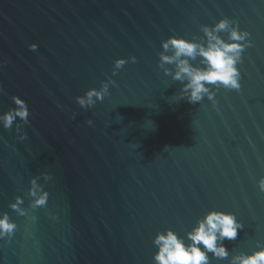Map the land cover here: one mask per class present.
I'll return each instance as SVG.
<instances>
[{
  "label": "water",
  "instance_id": "water-1",
  "mask_svg": "<svg viewBox=\"0 0 264 264\" xmlns=\"http://www.w3.org/2000/svg\"><path fill=\"white\" fill-rule=\"evenodd\" d=\"M222 19L225 42L237 25L250 33L241 88L209 86L191 105L175 64L160 66L173 55L162 43L206 46L203 29ZM109 77L110 95L82 110L75 98ZM0 85V115L13 95L31 112L0 122V218L16 226L0 264H154L158 233L190 243L210 211L244 225L210 264L264 247V0H0Z\"/></svg>",
  "mask_w": 264,
  "mask_h": 264
},
{
  "label": "clouds",
  "instance_id": "clouds-1",
  "mask_svg": "<svg viewBox=\"0 0 264 264\" xmlns=\"http://www.w3.org/2000/svg\"><path fill=\"white\" fill-rule=\"evenodd\" d=\"M230 28V22L226 19L220 20L214 27L203 29L207 44H198L176 37H169L162 43V47L167 52L173 51V55L161 54L160 66L163 64H175L176 71L173 79L181 81L184 85L183 93L186 96L181 97L185 102L195 105L201 102L205 95L212 99L210 87L221 85L230 90H240L241 73L237 68L238 62L242 59L245 51L244 42L249 40L250 33L241 32L239 27L232 28L229 40L232 43L225 42L218 33L227 31ZM249 46L251 43L249 41ZM30 50L36 51L37 44L29 45ZM197 57L201 59L202 67L193 66L190 61ZM129 62L136 63V57L129 59H116L114 61L113 75L124 68ZM166 71L165 75H170ZM116 81L110 77L106 81H101V87L91 88L84 95L77 96L75 102L82 110L93 109L97 102H103L105 97L110 95V85H115ZM4 88L0 85V92ZM12 103L16 106L10 108L3 115H0V122L6 129H11L13 123L19 117L24 123L30 124L29 116L31 112L26 100L19 96H12ZM75 116H73V119ZM89 125L92 121L87 122ZM24 138H27L26 136ZM258 187L264 191V178L258 181ZM32 195H36L33 191ZM48 194L43 193L35 201L37 206H44L47 203ZM15 209L17 205H12ZM15 224L9 222V217L5 214L0 218V236L11 234L15 230ZM244 229V225L232 213L223 211H210L200 220L190 232L187 233L186 243L184 238L178 236L172 230L166 233H158L153 240L158 248L153 260L154 264H210L209 253L220 259H226L229 251L224 243L225 240L234 241L238 238L239 231ZM232 264H264V247L251 255H241L234 257Z\"/></svg>",
  "mask_w": 264,
  "mask_h": 264
}]
</instances>
